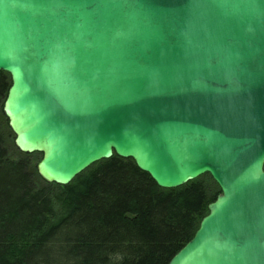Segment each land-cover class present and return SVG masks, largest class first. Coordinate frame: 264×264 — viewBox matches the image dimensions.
Here are the masks:
<instances>
[{
  "label": "water",
  "instance_id": "water-1",
  "mask_svg": "<svg viewBox=\"0 0 264 264\" xmlns=\"http://www.w3.org/2000/svg\"><path fill=\"white\" fill-rule=\"evenodd\" d=\"M2 106L39 176L131 158L220 192L168 264H264V0H0Z\"/></svg>",
  "mask_w": 264,
  "mask_h": 264
},
{
  "label": "trees",
  "instance_id": "trees-1",
  "mask_svg": "<svg viewBox=\"0 0 264 264\" xmlns=\"http://www.w3.org/2000/svg\"><path fill=\"white\" fill-rule=\"evenodd\" d=\"M9 87L0 71L2 106ZM9 137L0 122V264H168L220 192L208 173L162 188L116 154L48 183L35 169L41 154Z\"/></svg>",
  "mask_w": 264,
  "mask_h": 264
},
{
  "label": "rangeland",
  "instance_id": "rangeland-1",
  "mask_svg": "<svg viewBox=\"0 0 264 264\" xmlns=\"http://www.w3.org/2000/svg\"><path fill=\"white\" fill-rule=\"evenodd\" d=\"M8 77H9V79H10V76H9V74H8ZM0 122L3 124V126L5 127V128H8V130H9V133H10V137H9V139H10V141H13V139H14V134L10 131V129H9V127H8V121H7V118L4 116V114L2 113V102L0 101ZM38 155H37V159H38V156L40 155V153H37ZM37 164V163H36ZM35 169H36V166H35Z\"/></svg>",
  "mask_w": 264,
  "mask_h": 264
},
{
  "label": "bare ground",
  "instance_id": "bare-ground-1",
  "mask_svg": "<svg viewBox=\"0 0 264 264\" xmlns=\"http://www.w3.org/2000/svg\"><path fill=\"white\" fill-rule=\"evenodd\" d=\"M187 183V182H186Z\"/></svg>",
  "mask_w": 264,
  "mask_h": 264
}]
</instances>
